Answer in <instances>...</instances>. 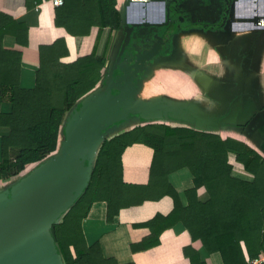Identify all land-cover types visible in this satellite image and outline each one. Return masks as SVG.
Wrapping results in <instances>:
<instances>
[{"label":"trees","instance_id":"1","mask_svg":"<svg viewBox=\"0 0 264 264\" xmlns=\"http://www.w3.org/2000/svg\"><path fill=\"white\" fill-rule=\"evenodd\" d=\"M26 1L30 8L38 0ZM54 23L63 34L49 44L40 45L35 84L24 87L20 79L22 53L6 48L3 40L6 34H12L19 44H27L29 29L0 12V181L3 182L18 177L27 167L59 150L67 113L94 92L104 78L105 52L94 50L71 62L62 60L69 53L66 35L84 36L93 26L117 30L121 27V16L117 0H64L56 6ZM153 39H138L150 40L143 51L155 45ZM134 144L154 150L146 184L124 179L122 154ZM230 154L235 155L250 177L234 173ZM183 167L189 168L196 185L206 188L208 199H199L197 187H191L186 190L189 203L183 204L168 179L171 172ZM165 195L174 200L172 211L157 213L139 223L149 228L150 234L133 243L132 252L160 245L162 233L178 222L184 224L192 242L200 239L210 254L220 253L223 264H247L249 258L264 250V156L242 139L223 138L189 126L147 122L104 139L84 191L60 221L52 225L51 233L64 264H136L119 263L115 257L104 255L98 241L88 243L83 220L98 201L106 203L107 219L113 221L122 208ZM184 254L191 264H207L192 244L184 247Z\"/></svg>","mask_w":264,"mask_h":264},{"label":"crops","instance_id":"2","mask_svg":"<svg viewBox=\"0 0 264 264\" xmlns=\"http://www.w3.org/2000/svg\"><path fill=\"white\" fill-rule=\"evenodd\" d=\"M226 1L117 0L121 27L102 30L93 26L87 35H66L69 53L62 60L71 62L100 50L107 57L105 75L109 67L114 74L116 59L127 37H157L158 28L166 29L169 24H179L181 16L180 28L171 35L172 44L166 51L169 56L159 58L145 70L136 96L143 100L161 98L190 107L209 121L171 115L145 121L161 119L173 126H189L217 133L223 138L242 139L264 156V0H232L224 27L217 30L201 25L219 21ZM150 8L156 12L148 13ZM55 9L53 0L34 1L30 8L26 0H0V12L9 14L29 29L27 44H19L12 34H6L3 40L6 48L18 49L22 53L20 79L24 87L35 84L40 45L49 44L63 34L54 23ZM135 23L140 26L131 30ZM100 38H103L101 42ZM169 75L173 79L178 77L177 84L180 85L166 84L165 90L148 94V90L161 81V76ZM145 121L141 119L118 129L112 136ZM153 155L154 150L150 146H128L122 154L125 181L148 183ZM229 160L236 175L250 177L234 154L229 155ZM168 179L179 192L184 205L189 203L186 190L191 187H197L199 199L204 201L209 198L206 188L196 185L187 167L171 172ZM173 207V198L165 195L158 200H146L142 204L122 208L113 221H109L106 203L95 202L83 220L86 240L88 243L98 241L104 255L115 257L119 263L191 264L184 254V247L192 244L207 264H223L220 253L210 254L200 239L191 241L182 222L162 233L160 245L132 252V244L150 234L149 228L139 223L157 213L168 214Z\"/></svg>","mask_w":264,"mask_h":264},{"label":"water","instance_id":"3","mask_svg":"<svg viewBox=\"0 0 264 264\" xmlns=\"http://www.w3.org/2000/svg\"><path fill=\"white\" fill-rule=\"evenodd\" d=\"M139 26L132 24L131 30ZM179 28L180 23L176 27L169 24L152 48L132 60L115 88L112 85L108 93L102 94L98 87L80 100L67 116L59 150L31 173L29 181L0 200V264H64L51 227L84 191L99 147L118 129L141 119L166 115L209 121L190 107L161 98L143 100L136 96L142 74ZM131 38L125 39L114 69ZM112 75L113 69L109 67L102 81Z\"/></svg>","mask_w":264,"mask_h":264},{"label":"rangeland","instance_id":"4","mask_svg":"<svg viewBox=\"0 0 264 264\" xmlns=\"http://www.w3.org/2000/svg\"><path fill=\"white\" fill-rule=\"evenodd\" d=\"M149 10L150 11H148V13H150V14L156 12L153 8H150ZM163 33H164V30H162L161 28H158V30H156L157 35H162ZM138 38L139 37H132L131 44L127 47V49H126L127 51H126L124 57L121 58L122 61L120 62V65H122L123 69L119 68V71L115 72L112 75L111 79H110V76H108L105 79V81L103 83H101V85L99 84V88L102 89V90H99V93H102V94L108 93V91L110 90V87L112 85L115 88L117 86L118 82L121 81V79L125 76V73L128 69V65L132 62V59L138 58L139 56H141L144 52L143 50L148 48L147 45H145V44L150 43V40L148 42H139V40H137ZM157 39H158V36L154 37L152 42L155 41V43H156ZM167 54L168 53L157 54L156 57H154L151 60V62L148 66L150 67L159 58L169 56ZM126 57H128V59ZM171 76L172 75L161 76V81L158 82V84L153 85L152 88L148 90V94L156 93V92H160V91L165 90L166 84H167V86L168 85H172V86L180 85V84H177V80L179 78L174 77V79H173V77H171ZM109 80H110V85H109ZM113 81L114 82L116 81V82L114 83ZM108 86H109V88H107ZM77 108H79V107H77ZM71 111H72V109H70L69 112L67 113L65 121L67 119V116L70 117ZM160 120H157V121H160ZM157 121H155V123H158ZM163 121H165V120H163ZM163 121L159 122V123L169 122V121H165V122H163ZM147 122H149V121H145V123H147ZM66 123L67 122L64 123V126L66 125ZM62 140H64V133L62 134V137H61V141ZM45 159H43L42 161H40L34 165L27 167L26 170L21 175H19L18 177L14 178V179H11V180L6 181V182L0 181V200L3 199L4 197L8 196L9 194H11L13 192V190H15L17 187H19V186L23 185L24 183H26L27 181H29L31 179V178L29 179L31 173H33V171H35L39 167V165L45 161ZM47 226H49V225L47 224Z\"/></svg>","mask_w":264,"mask_h":264},{"label":"flooded vegetation","instance_id":"5","mask_svg":"<svg viewBox=\"0 0 264 264\" xmlns=\"http://www.w3.org/2000/svg\"><path fill=\"white\" fill-rule=\"evenodd\" d=\"M232 4V0H227L226 1V3H225V5L221 8L223 11V14H222V18H220L219 19V21H217V22H215V23H208V22H205V23H202L201 25H204L205 24V27L206 28H214V29H220V28H222V27H224L225 26V24H226V22H227V19H228V17H229V13H230V9H231V5ZM221 9H220V12H221ZM181 17V16H180ZM179 17V18H180ZM182 22V21H181ZM180 21H179V23H181ZM177 25V24H176ZM176 25H175V27H176ZM171 37V36H170ZM140 38L141 37H139L138 39L140 40ZM137 39V40H138ZM170 40V38L168 39V41H167V43L162 47V49L159 51V53L158 54H164V53H167L166 51H167V49L169 48V46H170V41L172 40V37H171V40ZM126 49H127V47H126ZM149 50V49H148ZM148 50H146V51H148ZM126 51L127 50H125V53H126ZM146 51H144V52H146ZM143 52V53H144ZM125 53L124 54H122L121 55V58H123L124 57V55H125ZM127 59H128V57H126ZM125 58V59H126ZM134 59H136V58H134ZM133 60V59H132ZM117 61V60H116ZM122 61V59L120 60V62ZM120 62L118 63V65H117V68L114 70V73L115 72H117V71H119V68H121L122 67V65H120ZM121 69H123V68H121ZM139 76V74H137L136 75V77H135V79H134V81L133 82H135L136 81V79H137V77Z\"/></svg>","mask_w":264,"mask_h":264},{"label":"built area","instance_id":"6","mask_svg":"<svg viewBox=\"0 0 264 264\" xmlns=\"http://www.w3.org/2000/svg\"><path fill=\"white\" fill-rule=\"evenodd\" d=\"M54 5L58 6L64 3V0H53ZM247 264H264V250L254 258H249Z\"/></svg>","mask_w":264,"mask_h":264}]
</instances>
